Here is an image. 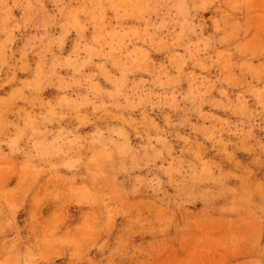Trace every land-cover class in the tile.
I'll use <instances>...</instances> for the list:
<instances>
[{
    "label": "rangeland",
    "instance_id": "obj_1",
    "mask_svg": "<svg viewBox=\"0 0 264 264\" xmlns=\"http://www.w3.org/2000/svg\"><path fill=\"white\" fill-rule=\"evenodd\" d=\"M0 264H264V0H3Z\"/></svg>",
    "mask_w": 264,
    "mask_h": 264
},
{
    "label": "clouds",
    "instance_id": "obj_2",
    "mask_svg": "<svg viewBox=\"0 0 264 264\" xmlns=\"http://www.w3.org/2000/svg\"><path fill=\"white\" fill-rule=\"evenodd\" d=\"M3 2V0H0V3H2ZM69 166H71V165H69Z\"/></svg>",
    "mask_w": 264,
    "mask_h": 264
}]
</instances>
